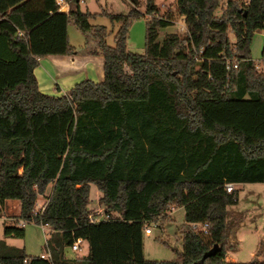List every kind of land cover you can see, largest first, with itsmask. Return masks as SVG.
Instances as JSON below:
<instances>
[{
  "label": "trees",
  "instance_id": "16d2710c",
  "mask_svg": "<svg viewBox=\"0 0 264 264\" xmlns=\"http://www.w3.org/2000/svg\"><path fill=\"white\" fill-rule=\"evenodd\" d=\"M65 1L67 11L56 0H0V217L6 200L20 204L2 231L22 239L19 219L50 229L48 257L19 248L0 254V264H264L260 247L249 261L226 260L243 218L230 217L238 190L225 187L264 183V0H175L174 13L161 15L145 0L143 53L126 44L131 20L144 15L136 7L100 12L120 23L109 46L106 27L89 22L96 13ZM175 16L185 33L159 39ZM70 22L95 40L103 80L42 92L39 59L74 54ZM259 31L260 71L250 50ZM91 184L109 219L89 222ZM177 207L184 222L176 258L146 259L145 227L162 228ZM191 223L206 224L207 233ZM77 238L87 252L68 256Z\"/></svg>",
  "mask_w": 264,
  "mask_h": 264
},
{
  "label": "rangeland",
  "instance_id": "374dc122",
  "mask_svg": "<svg viewBox=\"0 0 264 264\" xmlns=\"http://www.w3.org/2000/svg\"><path fill=\"white\" fill-rule=\"evenodd\" d=\"M80 1V0H79ZM159 9V14L165 11H175V0H155ZM225 3V0H223ZM145 0H82L80 7L83 11L88 10L91 13H96L95 16L89 19L90 24L105 26L107 29L106 44L114 46V36L120 26L119 22L111 21L105 14H100L102 11L114 14H126L130 8L136 7L144 14ZM224 5V4H223ZM220 11H217L219 13ZM148 15L133 18L128 27L127 48L136 53H143L144 51V37L146 20ZM176 32L180 36L185 33V26L183 20L179 17H174L172 26L162 29L159 33L161 39L166 32ZM69 42L78 52H85L86 49L96 44L95 40L88 34L79 31L72 22L67 27ZM263 43L262 31L255 32L250 45L251 57L254 61L260 64L261 48ZM261 69H259L260 71ZM238 189V201L234 205L227 207L231 218H238L242 216L238 226L233 230V234L229 240L232 247L228 249V254L236 261H249L252 258V252L260 247L264 253V185L253 184L246 186L236 185ZM51 192V185H49L44 194L38 195L36 205L42 204L46 201ZM100 191L94 184L90 185V211L96 206L97 197ZM179 208V207H177ZM10 212L14 210L10 209ZM115 218H119L117 214ZM171 220L163 224L162 228L155 226L154 222L148 223L152 229L150 235L143 234V255L146 259L170 260L176 258V253L173 248L181 249L180 232L183 224V209H177L171 216ZM12 219H0V241L7 240L8 243H14L24 248L26 254H42V247L45 244L40 228L35 224H28L26 226L25 235L22 239L5 237L2 231L3 223H11ZM258 228V234H254L255 229ZM47 236V234H46ZM12 241V242H11ZM86 249L87 245L85 244ZM237 247V249H234ZM0 247V254H2ZM68 256L74 253L68 249ZM264 257V255H263ZM264 259V258H263Z\"/></svg>",
  "mask_w": 264,
  "mask_h": 264
},
{
  "label": "crops",
  "instance_id": "0c3cea01",
  "mask_svg": "<svg viewBox=\"0 0 264 264\" xmlns=\"http://www.w3.org/2000/svg\"><path fill=\"white\" fill-rule=\"evenodd\" d=\"M181 19V18H180ZM183 20V19H181ZM103 56L101 55L97 45L90 46L89 49H86L85 52H78L74 48V54L72 55H48L44 58L39 59V65L35 68L34 73L37 78L39 89L42 92L53 94V95H61L64 94L70 89L75 83L83 80V79H89L94 82H100L103 80ZM249 185H255V184H263L264 183H239L235 184L239 186H246ZM238 190V189H237ZM101 193L97 194V201L95 203L96 206H99V197ZM264 205V202H263ZM94 207V208H95ZM179 208H172L168 215L171 217L173 213ZM10 209L14 210V212H10ZM19 209L20 204L17 200H6L4 203V215L0 217V219L5 220L7 218L9 219H15L19 215ZM183 209V208H182ZM184 214V211H183ZM172 218V217H171ZM264 220V218H263ZM26 224L24 226V230L26 231ZM40 228V232L43 235V239H46L47 231L42 229L39 225H37ZM264 228V227H263ZM258 228L255 229L254 234H258ZM151 234V233H150ZM146 234V235H150ZM25 235V232H24ZM10 238H8L9 240ZM12 242V241H11ZM0 247L3 249L2 252L5 254H12L15 249L21 248L20 245L14 244V243H8L6 240L0 241ZM24 249V248H23ZM234 249H237L235 247ZM254 252H252V256L254 255ZM25 251V250H24ZM261 256L260 259L264 261V253L261 250ZM87 250L85 251L86 254ZM37 256L36 254H29ZM226 260L229 261H236L234 258L231 257V255H226Z\"/></svg>",
  "mask_w": 264,
  "mask_h": 264
},
{
  "label": "built area",
  "instance_id": "2783aa9c",
  "mask_svg": "<svg viewBox=\"0 0 264 264\" xmlns=\"http://www.w3.org/2000/svg\"><path fill=\"white\" fill-rule=\"evenodd\" d=\"M82 2V0H80ZM56 3L59 6V9L61 11H67L68 9V4L65 0H56ZM256 67L258 69H263L262 65H256ZM226 190L227 191H231L235 188V185L232 183H227L225 184ZM44 203L42 204H37L33 209V213H37L38 211H41V209L43 208ZM109 215L108 214H104L102 208L100 206H97L95 208H93V210L89 213V222L90 223H96L99 222L100 220H104V219H109ZM26 224H28L25 220L19 219L17 222V225L20 227L25 226ZM39 226L46 230L47 232L50 230L49 227L46 224H39ZM191 227L194 229H200L202 231V233L206 234L207 233V227L206 224H199V223H191ZM144 233L145 234H150L152 233V229L149 225H147L144 229ZM86 241L82 238H77L73 244L69 247V249L73 252L76 253L78 255H84L86 249ZM87 245V244H86ZM42 257H48V254H41Z\"/></svg>",
  "mask_w": 264,
  "mask_h": 264
},
{
  "label": "water",
  "instance_id": "95a60500",
  "mask_svg": "<svg viewBox=\"0 0 264 264\" xmlns=\"http://www.w3.org/2000/svg\"><path fill=\"white\" fill-rule=\"evenodd\" d=\"M218 250V244H214L212 248H210L208 251H206L203 255H202V260L205 259L208 256H211L213 254H215V252Z\"/></svg>",
  "mask_w": 264,
  "mask_h": 264
}]
</instances>
